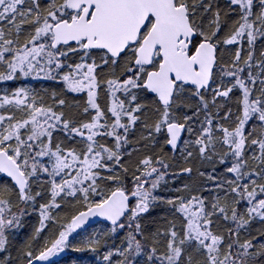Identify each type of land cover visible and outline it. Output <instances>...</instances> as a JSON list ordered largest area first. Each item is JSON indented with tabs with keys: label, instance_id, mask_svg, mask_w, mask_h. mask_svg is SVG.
I'll return each instance as SVG.
<instances>
[{
	"label": "snow or ice",
	"instance_id": "1",
	"mask_svg": "<svg viewBox=\"0 0 264 264\" xmlns=\"http://www.w3.org/2000/svg\"><path fill=\"white\" fill-rule=\"evenodd\" d=\"M0 85V264H264V0H0Z\"/></svg>",
	"mask_w": 264,
	"mask_h": 264
},
{
	"label": "trees",
	"instance_id": "2",
	"mask_svg": "<svg viewBox=\"0 0 264 264\" xmlns=\"http://www.w3.org/2000/svg\"><path fill=\"white\" fill-rule=\"evenodd\" d=\"M33 84H35V86L39 89L41 87H51L52 86V82H44L43 84H37L36 82H32ZM0 87H3V85H0ZM157 211H161V210H157ZM31 221L33 223L36 222V218L32 217ZM94 227H101V225L95 224L93 225ZM89 231H92V228L90 227L88 229ZM28 232V228H25L24 230L21 231V238L25 237L26 234ZM76 257H83L86 260H91L92 257L90 254H84V253H74L71 250H68L66 253L61 254V258L60 259V264H71L72 261L75 260Z\"/></svg>",
	"mask_w": 264,
	"mask_h": 264
},
{
	"label": "water",
	"instance_id": "3",
	"mask_svg": "<svg viewBox=\"0 0 264 264\" xmlns=\"http://www.w3.org/2000/svg\"><path fill=\"white\" fill-rule=\"evenodd\" d=\"M94 221H95V218H92V221H90V223H92L93 225H95Z\"/></svg>",
	"mask_w": 264,
	"mask_h": 264
}]
</instances>
